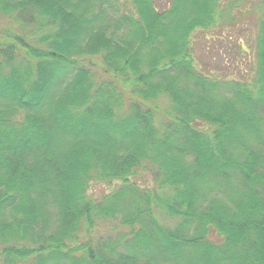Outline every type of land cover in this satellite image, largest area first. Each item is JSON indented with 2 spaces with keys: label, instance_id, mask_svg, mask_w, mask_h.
<instances>
[{
  "label": "trees",
  "instance_id": "1",
  "mask_svg": "<svg viewBox=\"0 0 264 264\" xmlns=\"http://www.w3.org/2000/svg\"><path fill=\"white\" fill-rule=\"evenodd\" d=\"M256 1L255 33L218 38L222 0H0V264H264ZM200 31L227 72L193 57Z\"/></svg>",
  "mask_w": 264,
  "mask_h": 264
},
{
  "label": "rangeland",
  "instance_id": "2",
  "mask_svg": "<svg viewBox=\"0 0 264 264\" xmlns=\"http://www.w3.org/2000/svg\"><path fill=\"white\" fill-rule=\"evenodd\" d=\"M111 2H115L116 5L120 8L121 11H132V0H110ZM225 1V2H224ZM225 4V10L227 12V17L225 18L224 22L211 32L213 36H217L220 38L222 34H228L230 32H239L244 36L249 35V31H254L255 33V22L257 23L261 6L258 5L256 0H222ZM155 7L158 10H165L168 8L170 4V0H154ZM235 36H238L236 33H231ZM255 35V34H254ZM205 33L201 31L195 35V42L194 43V36L192 38V47H193V57L195 54V60L197 62H201L203 65L200 64L202 69H209V70H219L227 72V68L224 66L225 63H232V56L231 53L227 54V43L222 42L219 40V43H214L212 41H206ZM85 61H89L88 63L92 64L95 71L100 70L101 62L99 59L96 58L91 60L88 58L84 59ZM157 105L161 110L166 109L169 106V103L165 98L160 99L157 101ZM160 110V111H161ZM156 120L160 125V121L164 120L162 118L161 112L157 113ZM138 185L142 186H151L152 182L149 181L148 176L142 174L140 178H136ZM118 183L115 184L117 186ZM112 191V188L107 185H101L97 183H91L88 189V196H90L93 200L101 199L105 194H108ZM161 222L164 225L166 224L165 220L161 219ZM122 227L119 226V223L114 220H98L96 223V227L91 233L92 239L104 238L105 236H114V234L118 231H121ZM84 240V238H82ZM106 239V238H104Z\"/></svg>",
  "mask_w": 264,
  "mask_h": 264
}]
</instances>
